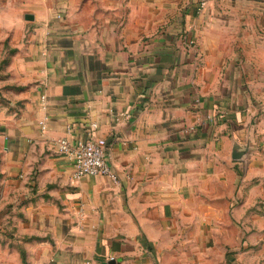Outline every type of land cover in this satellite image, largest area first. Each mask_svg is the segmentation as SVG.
Segmentation results:
<instances>
[{
    "label": "crops",
    "instance_id": "obj_1",
    "mask_svg": "<svg viewBox=\"0 0 264 264\" xmlns=\"http://www.w3.org/2000/svg\"><path fill=\"white\" fill-rule=\"evenodd\" d=\"M202 1L0 0L27 264H264V0ZM90 134L120 182L74 177Z\"/></svg>",
    "mask_w": 264,
    "mask_h": 264
},
{
    "label": "built area",
    "instance_id": "obj_2",
    "mask_svg": "<svg viewBox=\"0 0 264 264\" xmlns=\"http://www.w3.org/2000/svg\"><path fill=\"white\" fill-rule=\"evenodd\" d=\"M205 0L201 2V6ZM93 127L96 123L92 124ZM61 153L69 157L73 165L74 177L83 175H106L115 182H120L117 172L107 161V139L90 134L87 138L70 139L61 137L57 141ZM114 259L113 256L110 257Z\"/></svg>",
    "mask_w": 264,
    "mask_h": 264
},
{
    "label": "rangeland",
    "instance_id": "obj_3",
    "mask_svg": "<svg viewBox=\"0 0 264 264\" xmlns=\"http://www.w3.org/2000/svg\"><path fill=\"white\" fill-rule=\"evenodd\" d=\"M4 86H0V108L3 106L6 110H12L10 100L5 99L2 93ZM22 216L21 202L15 199L12 192H5V184L0 176V264H27L19 243L18 226Z\"/></svg>",
    "mask_w": 264,
    "mask_h": 264
},
{
    "label": "water",
    "instance_id": "obj_4",
    "mask_svg": "<svg viewBox=\"0 0 264 264\" xmlns=\"http://www.w3.org/2000/svg\"><path fill=\"white\" fill-rule=\"evenodd\" d=\"M26 17H27V19H33V15L32 14H27Z\"/></svg>",
    "mask_w": 264,
    "mask_h": 264
}]
</instances>
